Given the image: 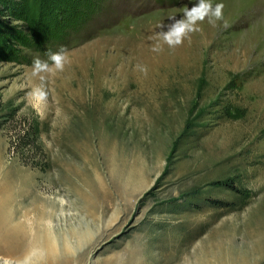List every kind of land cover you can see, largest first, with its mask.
Instances as JSON below:
<instances>
[{
	"label": "rangeland",
	"instance_id": "1",
	"mask_svg": "<svg viewBox=\"0 0 264 264\" xmlns=\"http://www.w3.org/2000/svg\"><path fill=\"white\" fill-rule=\"evenodd\" d=\"M211 2L222 21L154 53L157 25L196 0H0V264H190L214 231L264 264V0ZM61 47L40 116L30 67ZM25 123L41 153L10 145ZM104 206L98 225L119 230L77 246Z\"/></svg>",
	"mask_w": 264,
	"mask_h": 264
},
{
	"label": "clouds",
	"instance_id": "2",
	"mask_svg": "<svg viewBox=\"0 0 264 264\" xmlns=\"http://www.w3.org/2000/svg\"><path fill=\"white\" fill-rule=\"evenodd\" d=\"M223 3L213 5L211 0H196L191 6H186L182 15L169 17L167 23L157 25V31L149 39L155 41L151 51L161 53L164 46L169 49H176L184 44L191 36L201 31L200 25L205 21L216 26L224 19ZM47 59H41L39 56L32 61L29 76L34 83L26 94L28 103L36 110L37 114L43 116L48 104L49 90L47 87L50 77L63 73L66 67L71 63L69 51L61 47L55 52H47ZM137 69L147 75L146 66L137 65Z\"/></svg>",
	"mask_w": 264,
	"mask_h": 264
},
{
	"label": "bare ground",
	"instance_id": "3",
	"mask_svg": "<svg viewBox=\"0 0 264 264\" xmlns=\"http://www.w3.org/2000/svg\"><path fill=\"white\" fill-rule=\"evenodd\" d=\"M106 206L102 207V213H94V212L89 213V215L91 216L90 222H88V224L77 233V246L83 243H88L87 249L89 250L94 249L99 244L100 241L108 239L115 231L119 230L120 226L111 229V231L109 232L108 228L110 224H103L102 227L98 225V222L100 221L103 222V217L107 214L105 213L107 210ZM21 234L24 235V233ZM21 234L20 236H22ZM223 234L225 233H222V235ZM217 236H218L217 232L214 231L208 236L207 240L199 248L194 250L192 254L193 260L191 261L190 264H240L241 263V262L237 263V261H235V252L230 246H226L225 244L221 245V243L220 244L218 243V241L221 239H218ZM262 236H264V234L260 235V237ZM257 238L260 240L259 237ZM141 244L143 247H145L146 245L144 243ZM146 246L148 247V244ZM76 247H74V249H76ZM258 247L259 244L257 245V250H259ZM32 249L34 251L37 250L36 252L42 253L43 260L46 262H52L57 257V247L55 244V238L53 237L49 229L38 228V230L35 232L33 237ZM255 253L256 251L252 249L248 253H244V256L246 258L248 255H254ZM137 255L135 254L132 255V258L129 260L130 264H149L147 259L140 256L141 254H137ZM72 261H74L73 257H72Z\"/></svg>",
	"mask_w": 264,
	"mask_h": 264
},
{
	"label": "trees",
	"instance_id": "4",
	"mask_svg": "<svg viewBox=\"0 0 264 264\" xmlns=\"http://www.w3.org/2000/svg\"><path fill=\"white\" fill-rule=\"evenodd\" d=\"M10 145L13 149L19 151V153L39 151L41 153L40 146L37 142V138L30 124H26L13 134L11 137Z\"/></svg>",
	"mask_w": 264,
	"mask_h": 264
}]
</instances>
